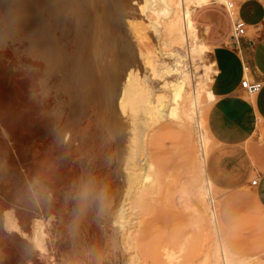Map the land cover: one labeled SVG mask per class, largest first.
Returning <instances> with one entry per match:
<instances>
[{
  "label": "rangeland",
  "instance_id": "1",
  "mask_svg": "<svg viewBox=\"0 0 264 264\" xmlns=\"http://www.w3.org/2000/svg\"><path fill=\"white\" fill-rule=\"evenodd\" d=\"M1 1L0 3H4L3 0ZM26 1L9 0L12 4L6 1L4 4L7 6L0 4V33L3 35H0V264H77V255H82V253L84 255L79 264H111L104 260V256L114 257L116 264H225L221 245L225 249L229 262L243 259L249 261L250 264H264V211L256 204L253 197L254 188L251 185V181L258 172L264 170L263 166L256 165L252 159V148L264 151L263 139L258 134H254L244 144L237 146L236 150L234 146L228 148L230 155H235V158L230 159L241 163L240 167H237L239 173L247 171L250 163L253 169L248 180L236 182L231 186L213 187V201L206 196L207 194H204L203 186H206V181L199 167L202 156L201 133H204L203 142L206 152L225 146L216 142L212 135L209 111L213 101L203 90L204 87H210L212 81L206 79L207 74L213 76L214 73V64L211 60L213 45L209 42V34L224 27L226 23L230 31L234 33L235 19L230 14L228 3L234 2L237 7L243 0L218 2L216 6L224 8L227 13L226 18L223 19L218 12L213 10L205 16L206 20L198 17L197 11L211 4L197 7L193 13L195 32L209 47L202 58L198 57L193 50L194 35L191 33L189 43L192 44L193 54L184 55L190 82L195 83L196 87L197 84H204L199 92L200 115H198L203 129L202 131L198 129L197 115L193 114L189 104L187 109L192 113L191 131L182 127L177 115L164 112L162 117L155 116V114L154 118L151 116L153 120L147 124L144 138L148 155L146 156V169L142 172L146 174V179L141 181V187L133 193L132 198L128 199L130 201L127 200L130 207L128 216L131 218L133 215L127 233L133 232L137 246L138 244L139 246L134 249L131 244H125L127 243L126 233L122 240L125 246L119 251L110 245V239L116 233V227L110 221L109 211L107 212L110 209L108 208L110 200L117 197L113 186L120 165L117 160L112 159L111 135L108 131V133H103L101 130L103 124L100 120L104 115V108L101 107H104L106 100L102 98L98 105L92 103L81 109L80 114L83 118L80 123L74 124L77 141L75 137L72 142L64 140L62 138L63 126L67 115L72 111L70 107L74 105V101H71L69 94L60 95L56 92L55 87L59 76L55 75L51 70V64L37 51L38 45L43 43L42 34L45 37L44 47H50L53 51L56 46L52 47V50L51 44L54 45L56 40H61L60 43H63L60 49L61 54L63 56L64 54L66 56V53L72 55L71 53L75 52V46H77L74 41V32L71 30L67 36H64L65 34H61L63 31L61 27L65 23L70 26L71 21H76V17L69 14L67 20L65 18L58 23L56 11L52 17L48 16L50 12H53V7L56 10L52 3L53 0H39L40 2L37 0L42 5L35 1L37 6H41L40 8H37L35 3L30 4L34 2L33 0V2L27 1L26 7L28 8H26L24 6ZM181 1L178 0V3L183 6ZM197 1L184 0L187 7H195ZM214 1L212 0L211 3ZM105 2L112 11L117 7H113L115 4L118 5L117 9L123 8L119 12L115 8V11L108 12L106 17V13L104 15L101 13ZM15 5L20 7L15 8ZM21 5L27 11L32 5L35 6L30 10L33 22L31 24L29 22L27 27L30 15L29 12L26 13L27 11L20 9ZM46 5L43 11L42 6ZM98 5L102 9L100 14L104 22L106 20L108 28L111 27L107 29V36L104 37L105 44L101 50L102 53L100 51L99 54V57L101 54L105 55L99 59L101 68L106 70L109 67L107 64L110 65L112 62L108 68L111 71H104H109L112 78L118 71L120 79L123 80L130 69H134L137 73L142 72L139 74L140 77H151L146 78L149 85L157 95L163 94L166 103L171 105L172 93L170 89H163L162 81L165 77L173 81L177 75L168 74L162 67L167 64L173 65L174 60L169 55L170 52L184 44L176 42L178 41L177 36L168 34L166 24L172 12L163 11L168 8L167 2L164 0H99ZM14 9H19L16 11L22 13V17ZM15 15H20L19 19L16 20ZM47 16L51 26L42 23L46 21L49 24ZM111 16L112 18L109 19ZM12 17L16 21L13 22V19L10 21ZM40 17H45V20L41 18V21ZM209 18L211 21L208 20ZM17 21L23 25L21 23L16 25ZM35 22H38L40 25L37 26L43 30L37 29ZM53 23L59 24L56 26L57 31L54 30ZM156 25L159 31L156 30ZM45 26L56 31L55 35L51 32L52 30L47 31ZM26 30L28 31L25 32ZM41 30L43 33H40ZM24 34L29 36L31 34V36L25 37ZM44 34L51 35L46 37ZM118 34L122 35V38L120 35L118 37ZM49 37L53 42L47 46L48 42H51ZM34 38H36L34 41L37 45L33 42ZM46 41L48 44H45ZM126 42L129 44L127 45ZM30 43L35 45L34 48ZM60 43L58 41L59 45ZM30 47L31 49L28 50ZM122 49L126 55L123 54ZM182 50L185 49L182 47L180 51ZM186 52L188 53V49ZM121 54L126 57L124 58ZM102 60L103 63L108 61L107 64L105 63L106 66ZM67 62L70 67L74 63L69 59ZM114 66L117 69H114ZM155 68L159 70L157 75L153 72ZM145 70L147 71L146 76ZM123 80L118 83L119 88ZM193 83L188 88L190 96L193 92ZM100 90L103 94V85L100 86ZM66 101L71 102L66 103L67 113L62 122L58 123L54 111ZM96 105L97 111H95ZM125 116L121 117V120L125 122L124 126H129L128 130L123 128L128 133L126 131L123 133L133 135L135 128L132 122L133 117L129 112ZM263 127V123L258 122V131L263 133ZM131 138L130 136L129 139L128 135V148L134 145ZM88 175H93L97 187L94 195L97 210L95 211L92 206V212L88 209L85 210L86 212L82 210L83 206H81L79 196L81 181ZM200 188L202 189L201 194L198 192ZM148 189L149 191L152 189V193L148 192ZM140 192H145V196ZM137 194L142 197L137 198ZM135 200H140V202ZM138 205H141V208L138 207L136 210ZM212 208L215 209L216 222L213 221ZM41 216L46 219L41 218L45 228L46 221L50 226L49 252L44 254L37 249L34 241V220ZM87 220L92 222L89 223ZM116 235L121 239L119 233ZM80 251L83 252L80 254ZM170 256L173 257L169 258ZM252 257L254 259H251ZM213 259H218L219 262L217 260L214 262Z\"/></svg>",
  "mask_w": 264,
  "mask_h": 264
},
{
  "label": "bare ground",
  "instance_id": "2",
  "mask_svg": "<svg viewBox=\"0 0 264 264\" xmlns=\"http://www.w3.org/2000/svg\"><path fill=\"white\" fill-rule=\"evenodd\" d=\"M5 1H6V3L12 4V2H9V0H8V2H7V0H5ZM5 1L3 0L4 3H5ZM27 1L29 2V0H27ZM27 1H26V4L24 5L25 7H26V5H28ZM30 1H32V0H30ZM33 1H32L33 3H30V4L34 5L35 1L37 2V0H33ZM165 1L168 4V8L163 9V11L165 10V12L166 11L172 12L171 13L172 15L169 17V20L166 24V27L168 29V34L171 36H175V37L177 36L178 41H176V42H178V43L180 42V43L184 44L183 46L176 47L174 50H172V52H170L169 55L174 60L173 65L167 64V65H164L162 67L163 69H165V72H167L168 74H174L175 73L177 75L173 81L171 79H170L171 81H169V79H166V77L164 79L162 78L163 79V81H162L163 82V85H162L163 89H170V91L172 93V104L171 105H169V103L168 104L166 103L163 94L159 93V95H157V93L149 85L147 79H150L151 77L150 78L146 77L147 79L145 77H140L139 74H142V72L137 73L134 69H130L127 74L125 73L126 76H124L125 79L123 80V79H120V74L117 71L114 73L115 76L112 78L110 75V72H109L111 70L108 69L110 67V65L112 64V62L110 61L111 62L110 65L107 64V62H108L107 60H106L107 62L104 61V63H103V60H105L107 57L102 60V63L105 66H106V64H107V66H109L106 69L109 71L105 72L106 70L104 69L105 70L104 71L101 68V64H100L101 62H99V59L101 57L103 58V56H105V55L103 54V56H102V54H101V57H99V54L103 48V45L105 44L104 37L107 36V34H106L107 29H111V27L108 28V26L106 24V20L104 22L103 16H101V14H100L102 9L98 5L99 0H53L52 3L55 5L56 10H54L53 6H52L53 7L52 13L49 11L50 8H49V10L47 9L48 12H50L49 14H51V15L48 14V16H50V17H52V14H54L55 13L54 11H56L55 14H56L58 23L62 22V20H64L65 18L67 20V18L69 17V14L74 15L76 17L75 22H73V21H71V23L69 22L70 26L66 25V23H65V24H63V27H61L63 30L61 32V34L62 33H63V35L65 34L64 36H67L71 30L74 32V41L76 42L77 46H75L76 47V49L74 50L75 52L71 53L72 55H70V54L68 55L66 53V56H65V54L63 56L61 54L60 49L63 46L62 45L63 43H60L61 40H58L60 45L58 44L57 40H56V44L53 45V44H51L53 41L49 37V39H51V42L49 41L48 42L49 44H48L47 43L48 40H47L45 42V44L47 43L48 44L47 46H50V44H51L52 45L51 48L52 47L54 48L55 46L56 47L54 48V50L52 48L53 51L50 50V47H46V46L44 47L43 44L45 41V39H44L45 37L42 34H41V36L43 38L41 36L40 37H41V39H43V41H42L43 43L42 44L38 43L40 45H38L39 47L37 46L38 47L37 51L40 53L41 56H43L51 64V67H52L51 70L55 73V75L57 74L59 76V79L57 78L58 81L56 80L57 81L56 87H55L56 92L59 93L60 95L63 93H67L70 95L71 101H74V105L71 106L72 108L70 107V109H72V111H70V114L67 115L66 120H65V124L63 126V132H62L63 137L62 138L64 140H68V141L72 142L74 137L76 138V136H75L76 133L74 132L75 131L74 130V124H77L78 122L80 123L82 118H83L82 115L80 114L81 109H84L85 106H88L92 103L98 105L100 99H102V98H104L106 100V102L102 100L103 102H105V105H104V107H101L102 109L104 108L103 119L101 118L102 120H100V121H102L100 123L103 124L101 127V130L103 131V133L109 132V134L111 135L112 150H113L112 159L117 160L118 164L120 165V170L118 171V175L116 177V182L113 186L114 190H115V196L117 195V197L115 199L113 198V200H110V202L108 204L109 205L108 208H110V209L107 210V212L109 211L108 213H109L110 221H112L116 227V233H114V235H112V237L110 239L111 240L110 245H112L114 247V249L116 247V249L118 251H119V249L124 248V246H125L123 241H122V240H124L123 235H125L127 233V230L130 228L131 221H132L131 218L133 217V215L131 218H129V216H128V213L130 211V207L128 205L129 204L128 201H130V200H128V199L130 197L132 198L133 193L141 187V185H142V184L140 185L141 181L146 179V174L144 172H142L146 169V156L148 155L147 148H146V142H145L144 138L146 137L147 124L150 123L151 120H153V118H154L153 115L155 114V116L162 117L165 114L164 112H168L169 115H175V116L177 115L180 118V123H181L182 127L184 126L185 128H188L191 131L190 118L192 119V117H191L192 113H190L187 109V105L189 104V105H191V109H192L191 111L193 112V114L195 113L197 115V117H196L197 120L195 119L197 122V127L203 129V124L200 121L198 115H200V95H199V92H201L200 89L202 87H204V84L203 85L197 84L198 86L196 87V84L192 82L193 83V92H192V95L190 96V91L188 88L192 85V83L190 82V77H189V73H188V69H187L188 67H187L186 59H185L184 55L186 56V54L187 55L193 54L192 48H191L192 44L190 45V43H189L191 33L194 35L193 36L194 53H196L198 55V57H201V58L204 54H206L205 50H207L209 47L206 44V42L203 40V38L199 37L198 34L195 32V22L193 21V13L197 9V7H202L204 5L210 4L212 0H198L197 5L195 6L196 8L193 6L187 7L185 5L184 0L181 1L183 6H181V3H178V0H164V2ZM0 2H2V1L0 0ZM18 2H20V1H18ZM24 2H25V0H24ZM115 2H117V1H115ZM214 2L226 3L227 0H215ZM4 3H0V4L1 5L3 4V6H4V5H6ZM37 3H35V5ZM46 3H48V2H46ZM46 3H43V4H46ZM19 4H21V2ZM38 4L42 5V3H38ZM50 4H48V6H50ZM230 4H231V2L228 3L230 14L232 16H234L233 19H235V17L238 15V6L235 8H232V7H230ZM13 5H9V6H13ZM33 5H32V7H33ZM39 5L38 6L36 5L37 8L39 7ZM17 6L18 5H15V8ZM21 6L22 7L20 9L25 10V12H26L27 11L26 8H28V7L25 8V7H23V5H21ZM29 6L31 7V5H29ZM115 6L118 7L117 4H115L113 7H115ZM148 6H149V4H148ZM19 7L20 6H18L17 8H19ZM42 7L44 8L42 10L45 11V8L47 7V5L42 6ZM117 7H115L117 12L121 11V9L123 8L122 7L121 9H119V8L117 9ZM31 8H30V10H31ZM115 8H114V11H115ZM143 8H145V7H143ZM12 10H13V8H12ZM16 10H19V9H16ZM30 10L26 12V13L29 12V15H30ZM9 11H10V9L8 10V12ZM110 11H112L111 8H108L106 5V2H105V6H103V10L101 12V13H103L102 15H104V13H106V17H107L108 12H110ZM114 11H112V12H114ZM16 12L18 14L19 11H16ZM25 12H23V13H25ZM168 12H166V13H168ZM40 13H42L41 10H40ZM14 14H16V13H14ZM21 14L22 13H20V15ZM20 15H18V16H20ZM31 15L29 18L30 21L27 22L26 27L28 26L29 22H30V24L33 22V21H31ZM34 15H36V14H34ZM110 15H111V13H110ZM110 15H108V16H110ZM18 16H16L17 17L16 20L19 19ZM48 16L46 19H47V22H49V24L46 23V21L45 22L43 21L42 23H45V25L47 24V25L51 26L52 24L50 23ZM21 17H22V15H21ZM41 18L42 19L44 18V20H45V17H40V20L42 21ZM110 18H112V16L109 17V19ZM8 19H9V17H8ZM11 19H13V17L10 18V21H11ZM26 19L28 20V18H26ZM2 20H3V18H2ZM14 20H15V18L13 19V22H14ZM27 20H25V22ZM19 21H21V20H19ZM38 22L34 23L35 26H37L39 24ZM18 23H21V22L17 21L16 25H18ZM114 24H115V22H114ZM58 25L59 24L53 25V27L55 26L54 30L56 28L58 29V27H56ZM38 26H37V29L38 28L40 29L41 27H38ZM61 26H62V24H61ZM43 27H44V24H43ZM46 27L47 26H45V29H46ZM7 28H8V26H7ZM49 28H51V27H49ZM113 28H115V27H113ZM155 28L157 31H159V27L157 25L155 26ZM17 29L19 30V26ZM22 29H25V28H22ZM41 29L43 30V28H41ZM57 29H56V31H57ZM42 30L40 31V33H43ZM46 30L51 31L52 29H48V27H47ZM27 31L28 30H26L25 32H27ZM56 31L52 30L51 32H53V34L55 35ZM118 31H119V29H118ZM12 33H10V34H12ZM34 33H36V31ZM157 33H159V32H157ZM31 34H30V36H31ZM120 34H121V32H120ZM120 34H118L117 36L119 37ZM0 35H1V33H0ZM24 35H26V34H24ZM36 35H37V33H36ZM50 35L51 34H49L48 36H50ZM195 35L198 37H196ZM1 36H3V35H1ZM28 36L29 35L27 34L25 37H28ZM48 36H46V37H48ZM121 36L122 35H120V37ZM8 37H11V36L8 35ZM51 37H53V36H51ZM59 37L63 38V36H59ZM112 37H114V36H112ZM31 38H33V37H31ZM31 38H30V40H32ZM174 39H176V38H174ZM17 40H19V39H17ZM34 40H36V38L33 39V42H34V44L37 45V42H35ZM40 41L41 40H39L38 42H40ZM126 44H127V42H126ZM128 44H129V42H128ZM33 46H35V45H32L31 47H33ZM66 46H67V43H66ZM31 47L28 50H30ZM182 47L185 50L180 51V48H182ZM123 48H125V47H123ZM64 49L65 48H63V51H64ZM186 49H188V53L186 52ZM122 52L124 54V50ZM101 53H102V51H101ZM106 54L108 55V53H106ZM123 54H121V55L124 57V55H126V54H124V55ZM68 59L70 61L74 62V63H72L71 67L68 65V62H67ZM124 60H126V59H124ZM114 61H116V60L114 59ZM114 63L115 62H113V64ZM125 63H126V61H125ZM103 64H102V66H103ZM129 64L130 63H128V65ZM105 66H103V68ZM121 66L123 68V64ZM126 67H128V66H126ZM111 68H112V66H111ZM114 69H117V67L115 68V66H114ZM113 71H115V70H113ZM145 71L143 73H145ZM153 72L155 73V75H157L159 70H157L155 68V69H153ZM146 75H147V71L145 73V76ZM148 76H150V75H148ZM212 78H213V76L207 74L206 79L212 80ZM120 80H123V82H121V87L119 88L118 83L120 82ZM158 83H160V82H158ZM102 85H103V90H102L103 94H101V90H100V86H102ZM203 90L206 92L207 97L210 100H212V101L215 100L216 97L213 94L210 87H204ZM160 92H162V91H160ZM67 102L68 101L62 102L61 105L60 106L58 105L59 107L57 106L58 108H56L54 111V116H55V119L58 123L62 122V120L64 119V116L67 113L66 112V109H67L66 103ZM70 102L67 104H70ZM97 105H96L95 111H97V109H98ZM166 107L168 108L167 110H166ZM127 112H129L132 115V117H133L132 122H133V125L135 126L134 134L131 135L132 134L131 132H130L131 134H128L129 139L131 136L132 137L131 139L134 143V145L131 148L130 147L128 148V145H127L128 135L126 133H123L126 130H128L127 127L129 125L127 127L124 126L125 122H123V120H121V117L124 118V116ZM101 114H103V113H101ZM151 116H153V118ZM126 122H128V121H126ZM58 123H56V124H58ZM100 123H98V124H100ZM128 124H129V122H128ZM124 127L126 128V130L123 129ZM187 132H188V130H187ZM188 134H190V133H188ZM190 135H192V134H190ZM200 136H201L200 142H201V146H202V156L200 159L201 161H200L199 167H200L202 174L204 175L203 177H205L204 181H206V186L205 187L203 186V188L205 189L204 194H207L206 196L209 197L211 199V201H213L214 196H213L212 188L216 187V186L212 183V181L208 178V176L206 174L205 165H206V159H207L209 152H206V149L204 146V142H203L204 141V133H201ZM76 141H77V138H76ZM116 173H117V171H116ZM92 176L93 175H88L85 179H83L81 181V185L79 188V196H80V201L82 204L81 206H83L82 210L85 211L86 209H88L89 212H92V210H93V207H92L93 202L91 199V193L93 191V187H94L95 182H94V178ZM147 183H148V181H147ZM142 188H141V190H142ZM150 188L151 187H149V189ZM149 189L147 190L148 192H150L152 190L151 189L149 191ZM198 192L201 194L202 189L200 188V191H198ZM144 193L140 192V194H143V195H144ZM150 193H152V191ZM138 194L136 196L137 198H138V196L142 197V195H138ZM112 196L114 197V195H111V197ZM142 199H144V197ZM137 201L140 202V200H137ZM130 204H131V202H130ZM133 204H135V203H133ZM134 206H136V204ZM140 206L138 205L136 207V210H138L137 208ZM212 209H213L212 212H213V217H214L213 221L216 222L215 209L214 208H212ZM137 213H139V212H137ZM202 216H204V215H202ZM103 217H105V216L103 215ZM42 219L40 217V218H36L34 220V234H35L34 235V241H35V246L37 248L45 251L44 239L46 237V228H45V224H44ZM215 226H216V229L218 231V224L216 223ZM117 233H119V235L121 236V239L119 236L116 235ZM138 234L139 233L137 232V235ZM122 236H123V238H122ZM126 238H127V243H125V244H128V243L131 244V246H133L134 249H136V247L139 246V244L137 246V240L134 237L133 232L127 233V236L125 237V239ZM129 247H130V245H129ZM221 248H222V252H223L222 254H224L225 264L226 263L227 264H250L249 261H245L243 259L237 260V261L232 260L231 262H229V260L226 256L225 249L222 245H221ZM216 252H217V250H216ZM169 254L171 255V253H169ZM134 255H136V254H134ZM217 256H218V254H217ZM131 257H133V256L131 255ZM172 257L170 256L169 258H172ZM251 259H254V257H252ZM216 260L218 261V259H215V260L213 259L214 262H216ZM133 262H135V261H133ZM126 264H128V263H126ZM212 264H214V263H212Z\"/></svg>",
  "mask_w": 264,
  "mask_h": 264
},
{
  "label": "crops",
  "instance_id": "3",
  "mask_svg": "<svg viewBox=\"0 0 264 264\" xmlns=\"http://www.w3.org/2000/svg\"><path fill=\"white\" fill-rule=\"evenodd\" d=\"M217 3L213 2L210 6L200 8L197 11L198 17L206 20L205 16L213 10L218 12L222 19L226 18L227 13L224 8L216 6ZM238 15L247 26L245 36L233 39V33L227 23L209 34V42L213 45L211 60L214 64L210 88L216 97L209 111V124L216 142L225 145L211 150L206 159V174L216 187L231 186L236 182L248 180L253 169L250 163L247 171L239 173L237 167H240L241 163L230 159L235 158V155H230L229 147L234 146L236 150L237 146L244 144L254 134H258L264 142V127L263 133L258 131V122H262L264 126V0H243L238 6ZM228 16L230 17L229 12ZM208 20L211 21V18ZM245 78L251 83L260 82V90L249 94L242 88ZM252 149L254 163L264 167V151L261 152L255 147ZM42 175L44 177V173ZM256 177L257 185L251 184L254 188L253 197L258 207L264 211V170L258 172ZM96 192L97 187L94 184L91 199L95 211ZM102 227L104 228V225ZM46 230L45 251L37 248L43 254L49 252L50 226L47 221ZM82 252L80 251V254ZM83 255L84 253L77 255V264ZM103 258L111 264H116L114 257Z\"/></svg>",
  "mask_w": 264,
  "mask_h": 264
},
{
  "label": "built area",
  "instance_id": "4",
  "mask_svg": "<svg viewBox=\"0 0 264 264\" xmlns=\"http://www.w3.org/2000/svg\"><path fill=\"white\" fill-rule=\"evenodd\" d=\"M234 5H235L234 2H231L230 7L235 8ZM246 31H247V26L245 22L242 19H240L239 15H237L234 21V33L232 35V38L239 39L240 37L246 35ZM242 88L246 90L249 94H255L260 90L261 83L260 82L251 83L247 78H245L242 81ZM198 129L202 131V128L198 127ZM257 183H258V177H255L251 181V184L255 186L257 185Z\"/></svg>",
  "mask_w": 264,
  "mask_h": 264
}]
</instances>
